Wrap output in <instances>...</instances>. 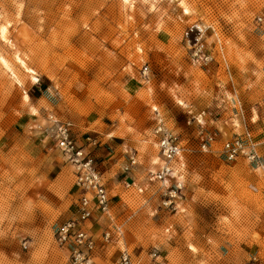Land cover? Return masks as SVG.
Returning a JSON list of instances; mask_svg holds the SVG:
<instances>
[{
  "label": "rangeland",
  "instance_id": "374dc122",
  "mask_svg": "<svg viewBox=\"0 0 264 264\" xmlns=\"http://www.w3.org/2000/svg\"><path fill=\"white\" fill-rule=\"evenodd\" d=\"M197 41L207 63L192 57ZM263 98L264 0H0V264H70L54 236L79 197L56 144L62 125L87 151L103 137L117 148L98 167L111 197L101 224L115 238L96 264H116L123 249L136 264L263 257L264 154L259 167L221 152L245 123L264 153L250 108ZM160 122L184 147L172 204L151 179L163 165Z\"/></svg>",
  "mask_w": 264,
  "mask_h": 264
},
{
  "label": "built area",
  "instance_id": "2783aa9c",
  "mask_svg": "<svg viewBox=\"0 0 264 264\" xmlns=\"http://www.w3.org/2000/svg\"><path fill=\"white\" fill-rule=\"evenodd\" d=\"M259 21H262V19L260 18ZM191 54L198 62L207 63L211 60L205 43L202 41L196 42ZM244 126L243 135L233 137L223 143L222 155L227 162H234L243 158L250 164L263 166V156L258 142L250 128L245 123ZM154 132L158 138V147L163 165L158 172L151 173V179L162 184L166 182L164 185L168 186L165 194L169 199V203L172 204L181 197L184 188L183 182H179L173 176L184 147L180 135L168 130L161 122L157 124ZM55 138L57 148L68 157L75 169V184L79 192L76 215L56 227L55 240L59 247L68 252L70 264H96L95 253L98 249L99 238L91 232L87 225L95 211L102 213L108 211L111 197L103 175L100 173L95 159L91 156V152L87 151L82 145H78L76 140L71 137L69 126L62 125L59 127ZM201 139L202 148L209 150L210 146L216 141V136L208 134ZM88 141L92 142V139L89 137ZM129 159L131 166L137 164L135 156H131ZM114 238V232L106 231L101 235V243L109 245ZM116 264L136 263L132 254L127 249H123ZM245 264H264V256L254 255Z\"/></svg>",
  "mask_w": 264,
  "mask_h": 264
},
{
  "label": "crops",
  "instance_id": "0c3cea01",
  "mask_svg": "<svg viewBox=\"0 0 264 264\" xmlns=\"http://www.w3.org/2000/svg\"><path fill=\"white\" fill-rule=\"evenodd\" d=\"M264 99V98H263ZM263 107V106H262ZM262 107L261 106H256V104L255 105H253L252 107H250L251 108V111L256 115V118L258 117L259 118V121H260V126H261V124H263V121H264V117H262V115L264 116V113H263V111H264V109H262ZM264 108V107H263ZM240 114V113H239ZM259 116H261V117H259ZM239 125V124H238ZM244 126V125H243ZM249 128L251 129V127L249 126ZM244 130H245V127H244ZM110 138V137H109ZM110 139H112V138H110ZM108 140H105V137H103V138H100V139H98V141L96 142V143H94L95 145H97V144H99V146L98 147H95V148H93V151L91 152V154H93V155H91L94 159H103L104 161H102V162H99V161H96V164H97V166L98 167H101L102 168V166L103 165H107L109 162H111L114 158H116L118 155L117 154H115L114 153V151H117V148H113V146H111V145H109L108 144V142H107ZM80 145H83V144H80ZM103 145L105 146V148L103 147ZM127 151V150H126ZM260 152H261V154L263 155L264 153H263V150H262V148L260 147ZM115 155H114V154ZM137 165V164H136ZM135 167L136 166H131L130 165V159H128V161H127V163H126V170H127V168H128V171L130 170V172H131V170H133V169H135ZM130 172H128V173H124L125 175H123L122 176V178L120 177V179H123L124 181H123V183H125L127 180H129V175H131L132 174V172L130 173ZM105 173H107V172H105ZM105 173H103V175H105ZM135 179V178H134ZM136 180V179H135ZM127 186V188H130L132 185L131 184H129V183H127L126 184ZM130 185V186H129ZM102 214H104V213H102V212H99V211H95L94 213H93V216H92V218L90 219V221L88 222V228H90L91 229V232L96 236V237H98L99 238V242H98V249H97V251H96V253H95V256H96V259L97 258H99V256H100V254L102 253V250H101V248L104 246V243H101L102 242V240H101V235L104 233V232H106V231H108L109 229H107L106 227L104 228L103 226H102V224H101V220H102V218H103V215Z\"/></svg>",
  "mask_w": 264,
  "mask_h": 264
},
{
  "label": "bare ground",
  "instance_id": "6f19581e",
  "mask_svg": "<svg viewBox=\"0 0 264 264\" xmlns=\"http://www.w3.org/2000/svg\"><path fill=\"white\" fill-rule=\"evenodd\" d=\"M5 34V33H4ZM4 36V35H3ZM4 38V37H3ZM1 64L6 68V69H8V65L4 62V61H2L1 62ZM31 81L32 82H34V83H37L38 82V79H37V77L36 76H31Z\"/></svg>",
  "mask_w": 264,
  "mask_h": 264
}]
</instances>
